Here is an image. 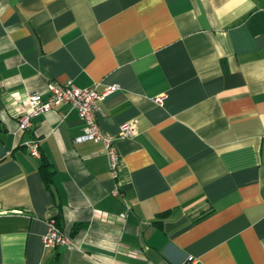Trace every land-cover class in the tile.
I'll return each mask as SVG.
<instances>
[{"label": "crops", "instance_id": "crops-1", "mask_svg": "<svg viewBox=\"0 0 264 264\" xmlns=\"http://www.w3.org/2000/svg\"><path fill=\"white\" fill-rule=\"evenodd\" d=\"M68 81L119 87L97 115L116 181L69 105L18 130ZM51 219L69 245H42ZM186 258L264 264V0H0V264Z\"/></svg>", "mask_w": 264, "mask_h": 264}, {"label": "built area", "instance_id": "built-area-1", "mask_svg": "<svg viewBox=\"0 0 264 264\" xmlns=\"http://www.w3.org/2000/svg\"><path fill=\"white\" fill-rule=\"evenodd\" d=\"M97 87L98 86L80 89L71 81L63 84L49 82L45 97H42L36 92L28 95V110L25 114L19 116L18 130L23 133L29 132L33 128V119L62 104L69 105L77 112L83 123L82 135L74 140L75 143L93 142L95 144H100L101 150L107 158L111 179L116 181L119 177L121 164L120 156L115 146V139L103 132L99 127L97 115L101 112V108L98 103L103 101L110 94L118 91L119 87L104 86L102 91H98ZM156 102L160 105L162 103V99H159ZM134 133V123H125L119 128L118 138H130L134 135ZM23 147L32 158L39 159L41 157L38 140L30 139L23 143ZM111 195L115 198H122L123 192L118 186H115L111 191ZM129 212L130 208L125 204L124 211L120 214L119 218L121 220H125ZM41 242L46 248H55L70 244L68 237L60 230L53 219L47 222V230L42 236ZM181 264H196V260L186 258V260Z\"/></svg>", "mask_w": 264, "mask_h": 264}, {"label": "trees", "instance_id": "trees-1", "mask_svg": "<svg viewBox=\"0 0 264 264\" xmlns=\"http://www.w3.org/2000/svg\"><path fill=\"white\" fill-rule=\"evenodd\" d=\"M54 220V219H53ZM56 222V220H54ZM57 223V222H56Z\"/></svg>", "mask_w": 264, "mask_h": 264}]
</instances>
